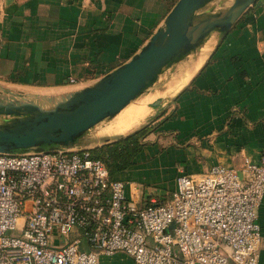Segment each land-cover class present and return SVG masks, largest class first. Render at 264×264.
I'll return each mask as SVG.
<instances>
[{
  "label": "crops",
  "instance_id": "0c3cea01",
  "mask_svg": "<svg viewBox=\"0 0 264 264\" xmlns=\"http://www.w3.org/2000/svg\"><path fill=\"white\" fill-rule=\"evenodd\" d=\"M176 2L0 0V87L89 85L133 56ZM202 50L207 51L195 68L189 74L182 68L167 85L175 90L149 124L131 163L114 172L126 183L130 199L165 201L181 171L196 175L219 164L243 174L244 159L257 161L264 151V0H255L224 36L215 34ZM102 122L84 132L76 147L95 155L137 127L99 129ZM257 221L263 238L259 264H264V195ZM116 258L135 264L124 252L101 256L103 264Z\"/></svg>",
  "mask_w": 264,
  "mask_h": 264
},
{
  "label": "built area",
  "instance_id": "2783aa9c",
  "mask_svg": "<svg viewBox=\"0 0 264 264\" xmlns=\"http://www.w3.org/2000/svg\"><path fill=\"white\" fill-rule=\"evenodd\" d=\"M242 173L181 171L168 199L139 203L90 148L0 152V264H259L264 151Z\"/></svg>",
  "mask_w": 264,
  "mask_h": 264
},
{
  "label": "water",
  "instance_id": "95a60500",
  "mask_svg": "<svg viewBox=\"0 0 264 264\" xmlns=\"http://www.w3.org/2000/svg\"><path fill=\"white\" fill-rule=\"evenodd\" d=\"M210 1L177 0L133 56L89 85L41 97L0 87V152L76 147L84 132L118 114L165 70L191 53L206 52L209 48L203 51L202 46L211 34L224 36L255 0H233L222 10H203Z\"/></svg>",
  "mask_w": 264,
  "mask_h": 264
},
{
  "label": "rangeland",
  "instance_id": "374dc122",
  "mask_svg": "<svg viewBox=\"0 0 264 264\" xmlns=\"http://www.w3.org/2000/svg\"><path fill=\"white\" fill-rule=\"evenodd\" d=\"M232 2H233V0H216V1L212 0L203 8V10L212 9V11H219V10H222V9L226 8L227 6H229ZM215 34H216V32H213L210 36V39H213ZM200 53H201L200 51L191 53L190 55H188L184 59H182L180 62L174 64L171 68H168L167 70H165L163 73H161L159 75L156 82L154 84H152L149 88H147L141 94V96H139V97H142L143 95L149 94V97L145 102H147V104H149V105H152L156 99V95L161 92V95L157 98L156 102L154 103L152 111L150 112V114L144 120H142L140 123L134 124L137 127L134 129H131V130H134L131 132H136V131L142 129L143 127L149 126V124L152 123L151 121L153 119H155L156 117H159L162 114L161 113L162 108L166 105V103H165L166 100L170 97L171 93H173V91L175 90V88H172L169 86L167 87V85L170 82H171V84L173 83L172 79L175 78L176 75H178L179 70H181L182 68H184L186 73L189 74L190 71L192 69H194L195 66L197 65L196 64L197 61H201V59H202L201 56L203 55V53H201V54ZM199 58H201V59L199 60ZM69 90H71V88H57V89L55 88V89H49V90H27L26 89L23 91L26 94H30V92L31 93L39 92L41 94L52 95V94L65 93V92H68ZM135 100H133V101H135ZM132 102H130L128 105H126L123 109H125L127 106L132 104ZM116 115H114L113 117H108V118L103 119V122L101 124H99L97 127L99 129L100 128L102 129L105 126L110 125L108 129H112L113 127L111 126V124L113 122H115L116 119L118 118L117 117L115 119ZM82 136L83 135H81L79 137V139H81ZM141 138H142V136H140L139 141H141ZM112 264H129V263L125 258H116L112 261Z\"/></svg>",
  "mask_w": 264,
  "mask_h": 264
},
{
  "label": "trees",
  "instance_id": "16d2710c",
  "mask_svg": "<svg viewBox=\"0 0 264 264\" xmlns=\"http://www.w3.org/2000/svg\"><path fill=\"white\" fill-rule=\"evenodd\" d=\"M148 130V126L143 127L106 148L98 149L93 155L103 159L107 163L111 175L114 176V172L124 169L131 163L132 155L139 148L140 136H143Z\"/></svg>",
  "mask_w": 264,
  "mask_h": 264
},
{
  "label": "bare ground",
  "instance_id": "6f19581e",
  "mask_svg": "<svg viewBox=\"0 0 264 264\" xmlns=\"http://www.w3.org/2000/svg\"><path fill=\"white\" fill-rule=\"evenodd\" d=\"M198 63H199V61H197L196 64H198ZM160 95H161V92L156 95V99H155L154 103L156 102L157 98ZM25 96L26 97H28V96H30V97H41V95H39V96L25 95ZM148 97H149V94L143 95L142 97H138L135 101L132 102V104L127 106L125 109H123L122 110L123 112L120 111L116 115V117H118V118L116 119L115 122H113L111 124V126L118 131L124 132V131H128L133 126H135L134 124L140 123L142 120H144L150 114V112L152 111L153 105H154V103L152 105H149V104H147V102H145L148 99Z\"/></svg>",
  "mask_w": 264,
  "mask_h": 264
}]
</instances>
